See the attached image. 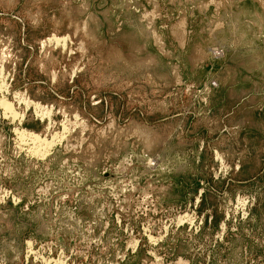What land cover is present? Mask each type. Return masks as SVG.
I'll return each instance as SVG.
<instances>
[{
  "label": "rangeland",
  "instance_id": "1",
  "mask_svg": "<svg viewBox=\"0 0 264 264\" xmlns=\"http://www.w3.org/2000/svg\"><path fill=\"white\" fill-rule=\"evenodd\" d=\"M2 98L0 264H264V0H0Z\"/></svg>",
  "mask_w": 264,
  "mask_h": 264
},
{
  "label": "bare ground",
  "instance_id": "2",
  "mask_svg": "<svg viewBox=\"0 0 264 264\" xmlns=\"http://www.w3.org/2000/svg\"><path fill=\"white\" fill-rule=\"evenodd\" d=\"M3 85V84H2ZM7 86V85H6ZM17 97V96H16ZM22 101V100H21ZM25 101V100H24ZM29 102V101H28ZM0 105L4 108V110L5 111H7V112H12L13 113V108H12V104L8 101V100H6L5 98H2L1 99V101H0ZM27 105V104H26ZM41 107V106H40ZM39 108V107H38ZM41 109V108H40ZM5 111H3V112H5ZM44 113V112H43ZM48 113H49V111H48ZM46 115V114H45ZM20 137H24L25 135H26V137H27V135H28V137H30L33 141H32V143L34 142H44V143H46V144H48V142L49 141H45V139H42V138H40L37 134H33V133H28V132H26V131H24V130H22V131H19V134H18ZM62 136V135H61ZM61 136H59V137H61ZM23 139V138H22ZM55 139V138H54ZM57 139V138H56ZM20 140V139H19ZM53 140V139H52ZM51 142V141H50ZM22 143H24V142H22ZM44 143H43V146H45L44 145ZM40 144V143H39ZM49 146V145H48ZM47 147V146H46ZM36 148H38V147H36ZM35 148V149H36ZM40 148V147H39ZM43 148V147H42ZM30 150V149H29ZM33 150V149H32ZM38 150V149H37ZM42 151V150H41ZM41 151H39V152H41ZM36 152V151H35ZM43 152V151H42ZM147 236V235H146ZM150 237V236H149ZM156 240V239H155ZM30 250V249H29ZM29 253V252H28ZM57 261V260H56ZM63 262V261H62Z\"/></svg>",
  "mask_w": 264,
  "mask_h": 264
}]
</instances>
